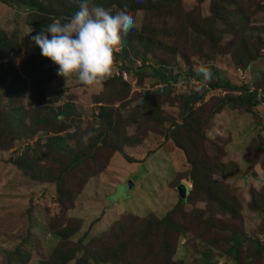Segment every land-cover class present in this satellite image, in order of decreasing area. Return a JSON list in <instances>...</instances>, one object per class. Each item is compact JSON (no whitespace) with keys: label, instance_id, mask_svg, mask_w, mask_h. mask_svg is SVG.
I'll use <instances>...</instances> for the list:
<instances>
[{"label":"rangeland","instance_id":"rangeland-1","mask_svg":"<svg viewBox=\"0 0 264 264\" xmlns=\"http://www.w3.org/2000/svg\"><path fill=\"white\" fill-rule=\"evenodd\" d=\"M157 4L169 5L181 31L183 27L189 31L192 24L202 28V23L211 21L215 37H194L192 31L187 37H179L173 35L180 29L178 24L163 27L161 18L150 13L146 16L142 11L131 12L138 28L121 43L136 53L139 51V58L129 63L136 73H121L125 85L117 81L107 83L120 73L115 63L120 44L114 51L111 75L94 86H85L74 76L67 81L64 77H53L49 62L41 57L39 46L29 36L39 30L29 24V11L0 2V35L20 47L18 53L10 52L9 62L3 65L11 69L10 76L18 86L16 93L13 90L8 93L11 78L0 81V110L17 107L24 127L16 126L18 134L14 135L0 128L2 141L10 145L7 150L0 149V264H39L48 260L54 264V250L62 252L75 246L82 250L89 240L105 239L109 232L117 233L121 225L124 229L117 238L126 241L128 250L124 254L129 259L140 250L138 239L148 237L154 246L159 238V234L150 238V231L141 222L147 217L159 218L170 210H173L170 219L187 231L185 236L176 238L173 260L180 264H194L198 251L208 248L216 264H233L229 256L219 257L229 247L230 241L226 240L230 233H243L248 238L240 245L241 258L255 256V238L264 242V211L258 209L264 206V126L258 117L243 108L232 107L226 99L229 93L220 88L207 91L201 101L191 106L192 112L185 115L187 124L195 122V118L204 121L200 142V128L187 130L197 143L192 154L202 167V186L220 191L228 211L235 206L237 216L218 209L216 203L209 201V194L202 193L204 188L194 190L185 179L189 168L183 152L171 140V135L178 134L177 126L184 116L179 96L197 92L199 84L226 80L238 86L243 80L255 85L262 77L264 91V0H149V5ZM60 5L72 17L78 11L79 1L62 0L56 4L54 0L56 9ZM71 8L73 11L69 12ZM33 20L39 23L38 18ZM144 24L149 27L153 42L141 53L144 43L135 45L133 36ZM163 29L167 34L159 37ZM48 35L51 39V34ZM249 55L257 58L248 64L245 60ZM201 65L210 69V80L206 81L202 75L200 81L191 77L182 79L188 69L198 75ZM238 69L245 74L243 78L242 75L239 78ZM160 71L171 78L170 85L161 82L156 75ZM220 98L224 102L218 108ZM66 104L70 105L68 115L59 121L47 118L46 123L34 122L44 115L50 117L51 112L64 109ZM102 111L108 123L98 115ZM89 131L97 134L84 144L82 137ZM181 135L185 139V134L180 132ZM53 136L60 137L61 148L51 153L47 147ZM97 138L104 142L96 141ZM190 142L184 144L191 153L192 148L187 147ZM24 150L27 160L22 162L25 167H34L32 173L37 174L48 171V166L57 170L56 163L63 161L59 165L63 166L68 162L67 156H84L62 176L61 188L65 192L59 201L53 185L33 183L20 170L5 163L9 157L22 158ZM150 151L153 153L146 155ZM44 154L52 160L41 157ZM125 181H130L132 187L124 185ZM179 183L186 187L184 201H179L175 190ZM115 184L119 185L112 193ZM64 205L72 209L67 211ZM91 223L93 226L82 243H76ZM54 230H61L63 242ZM203 239L211 242L206 245ZM21 248L26 253H21ZM99 262L109 264L105 257ZM85 264L94 263L87 258Z\"/></svg>","mask_w":264,"mask_h":264},{"label":"trees","instance_id":"trees-1","mask_svg":"<svg viewBox=\"0 0 264 264\" xmlns=\"http://www.w3.org/2000/svg\"><path fill=\"white\" fill-rule=\"evenodd\" d=\"M44 1L45 2L43 1L41 2L38 0H0V2L6 6H13L14 8L22 7L25 11L26 10L29 11L30 17H31V21L29 22V24L32 27L36 25L37 29H39L37 31H33V34L29 35L31 37L35 36L36 34H38V32L42 31L45 23H52L54 21H60L61 23H65V22H68V20L71 18L70 15H67L65 13L64 9L66 7L64 5H60V7L56 9L55 8L56 6L54 7V0H44ZM61 1L62 0H56V4H61ZM78 1L80 2V0ZM197 1L200 2L202 0H197ZM91 3L97 6H104V7H111L113 4L118 5V6L127 5L130 12L142 11L144 12L146 16L148 15V13H150L151 16L154 15V17L161 18V20L164 21L163 27L165 25L168 27L169 24L174 23V24H178L180 28L178 18H176L175 14L173 15V13H171L172 11L169 5L167 6L165 5L163 7L158 6L159 4L151 6L149 5V0H91ZM143 4H145L146 6H143ZM167 10H170V12ZM72 11L73 9L71 8L69 12H72ZM34 18L39 19V23L37 22L38 24L35 22V20H33ZM147 25L149 26L148 23ZM200 27L201 25L195 26V24H192V28L189 31L186 30V27H183L182 31L180 28L179 31H177V33L173 35L178 34L179 37L180 36L187 37L189 34H191V31H192L195 34L194 37H197L199 35L202 37L207 36L208 39H212L214 35L212 22L207 20L206 24L202 23V28ZM148 28L149 27H147L145 24L141 25L140 30L136 32L133 36V41L135 42V45H139L141 44V42L144 43L142 45L144 49H142L143 52L141 53H144L146 48L151 44V42H153L152 36L148 32ZM159 33H160L159 37L161 35L167 34L165 29H163L162 32H159ZM6 39L7 38L5 36L3 37L0 35V81H4L8 77H10L11 84L10 86H8L7 91L8 93H10L13 90L16 93V87L18 86V84L16 85L12 76H10L11 69L9 67H3V65L4 64L7 65V63L9 62L10 52L13 50V53L16 54L20 51V47L17 45V43L12 42L10 39H7V40ZM121 45H122L121 50L120 52L117 53V58H116L117 60L115 62L118 64V66H116L117 72H120V73L118 76L110 77L111 79L108 80L107 82L108 84L111 81H117L118 83L125 85V82L121 80V73L132 72V71L136 73L137 71L133 69L132 66L129 65V63H132L136 61V59L139 58L137 56V55H140L139 51H137L136 53V51L133 50L132 47L127 48V46H125L122 43ZM155 47H157V45H155ZM2 57H5V58L1 60ZM41 57L43 59H46L47 62H49L50 74L53 77H58L57 75L58 65H55L50 59L45 58L42 55ZM256 58H257L256 55H249L245 61L248 62L249 64L250 62H253L254 60H256ZM140 59H141L140 67H143L144 61L142 58ZM3 62H6V63H3ZM236 64H237V61H236ZM247 66L245 65V67ZM50 74H48L49 77H50ZM156 75L159 77L161 82L163 81L162 83L164 85L168 86L171 84V80H170L171 78L170 79L166 78L165 72L160 71ZM176 77H179V76L176 75ZM188 77L195 78L196 81L198 80L200 81L202 78V76L200 75L199 76L195 75L191 71V69L187 70V74L184 75L182 79L185 80ZM172 78H175V77H172ZM47 79L49 80L48 77ZM261 80H262V77H260L257 83H254L255 85H253L252 83L251 84L253 85L255 89H260L261 94H262L261 99L264 100V91L261 89ZM102 81H105V79ZM248 86L249 85L246 84V82L243 80L238 86L232 85L226 80H220V82L218 81L217 82L216 81L206 82V83L199 84V89L197 92L191 93L187 96H179L183 102L182 104V113L184 114L182 118L183 121L181 125L177 126L178 134L171 135V140H173L175 143V146L176 147L178 146V148L183 152L182 154L184 155L185 161L188 164L189 169L187 170L185 179L191 182L194 190H197L199 188L201 189L204 188L205 190L202 193L203 194L206 193L207 195L209 194L208 195V198L210 199L209 201L211 203L212 202L216 203V206L218 207V209H220L221 211H226L232 215L235 214V216L238 215V210L235 208V206H233V209L231 210V212L230 210L228 211V209L225 206L224 201L221 199L222 193L220 191L218 193L215 190H212V189L210 190L209 187L206 185L204 187L202 186V183L204 181V178L201 176L202 167L199 166L200 165L199 162L195 160L192 154V152L195 151L197 147V143L194 141L195 139L191 138L187 130H190V128H200L199 133H198L199 142H200L203 138V135L200 133L204 126V125L203 126L201 125L204 123V121H202L200 118L199 119L195 118L196 119L195 122L197 124L192 121H190L187 124L185 115H187V113L190 114L192 112L191 106L194 105L196 102L201 101L207 91L220 88L224 92L226 91L227 93H229L227 94L228 96L226 97V99L228 100V102L230 103L232 107L234 106L236 108L237 107L243 108L245 112L250 113L254 116H257L259 119V123L262 126H264V120H263L264 117H262L260 114L261 111H260L259 101L256 99L254 91L253 92L248 91ZM160 91L161 90L157 91V93L158 92L160 93ZM230 93H233V94H230ZM234 93H237V95H235ZM42 95L43 94L40 95V98L42 97ZM218 101L219 102H218L217 107L219 108V103L222 104L224 102V98H220ZM69 106H70L69 104H66L64 106V109H61L56 112H51L50 117H48L47 115H44L38 120L35 119L34 122L35 123H42V122L46 123L47 118H51L54 122H57L59 121L61 117H66L68 115ZM98 109L101 110V107ZM98 115H100L101 119L105 120V122L108 123V120L106 119L107 117L104 116L103 111L99 113ZM20 123H22V116H20V110L17 107L15 106H13L12 108L7 107L3 109L2 111L0 110V128L1 129L11 131L13 135L18 134V128L16 126L21 128L22 126ZM22 128L24 129V127ZM180 132L185 134V139L182 138V135L179 136ZM20 133H24V131L20 130ZM3 139H4L3 132L0 130V141H2ZM162 139L163 141L167 140L165 135H163ZM49 141H50L49 143L50 145L47 147L48 151L51 153L59 151V148H61L58 145L59 143H61L60 137L53 136L52 138L49 139ZM96 141L101 142V143L104 142L102 138H97ZM186 141L187 142L191 141L190 145L187 146V147L192 148L191 153H190V150L185 148L186 146L184 143H186ZM92 146L93 144L91 143L90 147ZM9 148H10V145L7 144L6 146L5 140L0 142V149L7 150ZM151 153H153V151L147 152L146 155H149ZM41 157H43L47 161L52 160L51 157L46 156V154H44ZM83 157H84L83 155H77V154H74L72 156H67L68 162H65L63 166H59L63 161H61L59 164L56 163L57 170L55 168H51V166H48L46 167V168H49L47 169L48 171L46 172L40 171L38 172V174L32 173V169L34 167H29V166L25 167L26 164L24 165V163L27 160L25 150L22 154V158L20 157V159L15 158L14 160H12L9 157L7 160H5V163L11 165L17 170H20L23 173V176L33 183L53 185L55 194L59 201L61 194L65 192V190L64 189L62 190L61 188L62 176L64 174H67L71 168H74L75 164L78 165V161H80L81 158ZM22 159L24 160V163L22 162ZM100 173L102 174L103 172H100ZM101 174H99L98 176H100ZM117 185L119 184H115L114 190L112 193H114ZM124 185L126 186L129 185V187H132V183L130 181H125ZM178 198H179V201L185 200L184 198H180L179 196ZM71 202H72V198H71ZM64 206L66 207L67 205H64ZM71 209L72 208L69 206L65 208V210L67 211ZM258 209H260V211H264V206H260ZM172 211L173 210L167 211L163 214V216L152 219V220H150V218L147 217L146 220L141 222V223H145L148 230L150 231L151 233L150 238H155L154 236H157V234H159V238H157V242L154 246L149 243L150 240H148V237L141 238L140 241L138 239L137 242L139 244L140 250H138L137 253L135 252L131 254V258L129 259H126L125 254H124L125 251L128 250V249H125L126 241L123 239L117 238L118 234L121 235L124 229V226L121 225L117 233L116 231L109 232L107 238L105 239L94 238V239L89 240L88 243L86 244L88 249L82 246V250H78L79 248L75 246L73 248L63 249L62 252L59 251L60 253L54 250V254L56 257V259L54 260V264H66L68 261H73V264H85L87 258L92 259L94 264H102L101 262H99V260L102 257L108 258L109 264H118V262L124 263V264H180V261L173 260L174 248L177 243L176 238L177 236H181V234L185 236L187 231L183 227L178 226L176 223H174L170 219ZM92 226L93 224L91 223L88 227L87 232L85 231L84 233H82V235L77 239L76 243H82V240L87 236V233L89 229H91ZM54 232L57 235V237L61 239L60 242H63L62 238L65 236L62 235L61 230H54ZM134 236L136 235H133V237ZM262 237L264 238V233L262 234ZM228 240L230 241L228 249L224 250V253L221 254L219 257L222 258L223 255L229 256L233 264H262V258L264 255V242L261 243L259 242L257 238H255L254 240L255 242H253L255 256L244 255L241 258L240 257V254H241L240 245L242 242L248 240V238H246L245 234L243 233H230V237L226 241ZM202 242L208 245V243H210L211 241L208 242V240L203 239ZM24 249L25 248H21L19 250L21 253L24 254L26 253ZM77 251H79L78 253L80 254L78 256H75ZM8 254L13 255L14 253L12 254L8 253ZM198 256L199 257L198 259L195 260L194 264H216V260H212V250H210L209 248L207 250L200 249L198 251ZM50 262L51 261L48 260L47 262L46 261L40 262L39 264H49ZM104 264H107V263L105 262Z\"/></svg>","mask_w":264,"mask_h":264},{"label":"clouds","instance_id":"clouds-1","mask_svg":"<svg viewBox=\"0 0 264 264\" xmlns=\"http://www.w3.org/2000/svg\"><path fill=\"white\" fill-rule=\"evenodd\" d=\"M137 28V20L127 5L103 7L91 0H80L78 11L68 22L54 21L31 40L39 46L43 57L58 65V76L66 81L74 76L82 85L94 86L111 75L116 47ZM197 74L206 81L212 76L203 65ZM96 134L87 132L82 142L87 144Z\"/></svg>","mask_w":264,"mask_h":264},{"label":"built area","instance_id":"built-area-1","mask_svg":"<svg viewBox=\"0 0 264 264\" xmlns=\"http://www.w3.org/2000/svg\"><path fill=\"white\" fill-rule=\"evenodd\" d=\"M237 72H238L239 78H241V75H242V78L245 76V74L239 69L237 70ZM248 91L255 92V97L259 101V106H260V111H261L260 114L262 117H264V100L261 99L262 94H261L260 89H255L251 84H249Z\"/></svg>","mask_w":264,"mask_h":264},{"label":"water","instance_id":"water-1","mask_svg":"<svg viewBox=\"0 0 264 264\" xmlns=\"http://www.w3.org/2000/svg\"><path fill=\"white\" fill-rule=\"evenodd\" d=\"M175 190L177 192V195L180 197V198H184L185 197V194H186V187L184 184L182 183H179L176 187H175Z\"/></svg>","mask_w":264,"mask_h":264}]
</instances>
